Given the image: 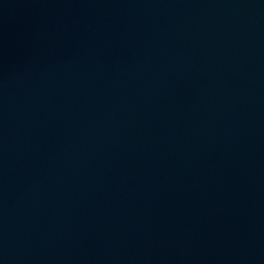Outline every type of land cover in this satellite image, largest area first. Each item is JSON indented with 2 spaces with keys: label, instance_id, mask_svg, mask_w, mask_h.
I'll list each match as a JSON object with an SVG mask.
<instances>
[{
  "label": "water",
  "instance_id": "95a60500",
  "mask_svg": "<svg viewBox=\"0 0 264 264\" xmlns=\"http://www.w3.org/2000/svg\"><path fill=\"white\" fill-rule=\"evenodd\" d=\"M0 264H264V0H0Z\"/></svg>",
  "mask_w": 264,
  "mask_h": 264
}]
</instances>
